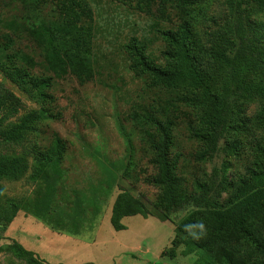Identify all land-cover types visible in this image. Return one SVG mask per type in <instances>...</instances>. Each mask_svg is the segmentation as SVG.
<instances>
[{"label":"rangeland","instance_id":"374dc122","mask_svg":"<svg viewBox=\"0 0 264 264\" xmlns=\"http://www.w3.org/2000/svg\"><path fill=\"white\" fill-rule=\"evenodd\" d=\"M84 1L92 10L94 25L91 80L80 83L72 75L53 79L49 90L53 102L41 104L28 98L0 69V84L20 100L18 114L8 123L19 122L33 112L40 115L21 143L0 141L1 156L22 155L28 164L21 178L0 179V206L12 201L20 207L13 222H0V264H26L7 250L13 240L47 264H225L211 250L220 249L222 241L214 237L209 225L204 223L188 234L176 229L190 208L165 216L156 204L161 189L152 182L157 168L151 145L144 139L146 131L151 130L143 124L140 113L143 109L154 112L167 108L174 93L147 88V79L130 69L125 50L133 38L139 39L149 58L163 64L166 46L160 32L176 29L179 10L168 1L162 6L160 0L147 6L141 0ZM228 4L229 0H203L194 7V13L200 15L196 30L200 34L215 30L229 15ZM19 8L14 0H0V39L8 32L5 24L20 17ZM54 8L52 0L40 17L52 18ZM250 18L264 25V13H252ZM14 27L16 34L24 36L22 25L16 23ZM25 44L34 50L33 44ZM32 73L40 75L41 70L36 67ZM257 108L256 102L251 103L244 113L252 116ZM168 110L177 123L169 158L182 190L193 192L196 181H206L213 168L222 165L231 181L257 169L255 141L250 134L231 135L238 140L237 149L231 151L223 141L212 160H196L203 145L190 136L188 129L191 124L197 126L195 113L182 104L168 106ZM56 141L63 151L54 177L47 161ZM228 194L222 196L224 200ZM118 197L120 209L134 210V214L141 205L147 216L122 217L119 222L124 228L114 230L111 214ZM198 237L211 245L208 250L196 244L194 239ZM219 237L230 245L238 241L230 230ZM251 249L246 253L252 254ZM243 260L236 254L231 264Z\"/></svg>","mask_w":264,"mask_h":264},{"label":"trees","instance_id":"16d2710c","mask_svg":"<svg viewBox=\"0 0 264 264\" xmlns=\"http://www.w3.org/2000/svg\"><path fill=\"white\" fill-rule=\"evenodd\" d=\"M51 1L14 0L20 4V17L5 24L8 32L0 39V69L28 98L41 104L53 102L49 93L53 79L72 75L84 83L93 78L95 66L94 25L89 4L84 0H55L51 13H56L45 20L39 14ZM141 1L147 6L156 0ZM167 1L179 10L180 22L175 30L160 32L166 46L162 51L163 64L153 62L141 41L133 38L125 46L130 69L147 79V88L174 93L170 103H166L168 106L174 108L182 104L195 113L197 126L191 124L188 129L190 136L203 145V150L195 155L196 160H212L219 154L223 141L229 144L228 149H237L238 140L230 138L231 135L250 134L254 136L258 166L246 177L231 181L225 174L226 166L222 165L213 168L206 181H196L193 192L182 190L169 158L177 123L167 105L154 112L143 109L140 117L151 130L146 131L144 139L151 145L157 168L152 182L161 189L156 204L165 216L190 208L176 224V229L188 234L199 230L204 223L209 225L214 237L222 241L220 249L212 247L211 250L225 264H231L236 254L244 259L237 264H264V25L250 18L252 13H264V0H229V15L215 30L202 34L196 30L200 15L192 9L203 0H160V4L164 6ZM16 23L22 25L24 36L15 33ZM24 41L33 44L34 50H30L28 44L22 45ZM36 67L41 70L40 75L32 73ZM255 75L257 77L253 78ZM254 102L258 108L252 116H247L244 112ZM19 107L20 100L0 84V126L7 122L0 130L3 143H21L33 123L40 119V115L33 112L19 122L8 123L18 114ZM44 112L49 114L50 111L44 109ZM62 151V144L56 141L55 150L47 161L54 177L59 172L57 166ZM27 167L22 155H0V179L17 180ZM1 193L2 188L0 196ZM226 193L229 194L224 200L222 196ZM19 211L15 202L1 205L0 222L10 224ZM133 212L120 209L118 197L111 214L113 229L124 228L119 222L122 217L147 216L141 205ZM228 230L237 237L236 245L219 237ZM194 240L204 250L211 246L200 237ZM250 249L253 253H246ZM7 250L26 264H47L14 240ZM252 258L262 261H249Z\"/></svg>","mask_w":264,"mask_h":264},{"label":"crops","instance_id":"0c3cea01","mask_svg":"<svg viewBox=\"0 0 264 264\" xmlns=\"http://www.w3.org/2000/svg\"><path fill=\"white\" fill-rule=\"evenodd\" d=\"M17 214H18V213H17ZM16 217H17V215H16ZM16 217H15V218H16ZM15 218H14V220H15ZM14 220H13V221H14ZM13 221H12V222H13Z\"/></svg>","mask_w":264,"mask_h":264}]
</instances>
